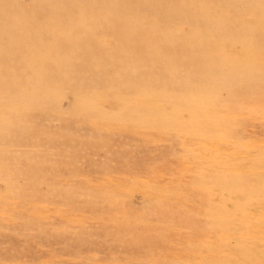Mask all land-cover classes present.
<instances>
[{"label":"rangeland","instance_id":"374dc122","mask_svg":"<svg viewBox=\"0 0 264 264\" xmlns=\"http://www.w3.org/2000/svg\"><path fill=\"white\" fill-rule=\"evenodd\" d=\"M0 264H264V0H0Z\"/></svg>","mask_w":264,"mask_h":264}]
</instances>
